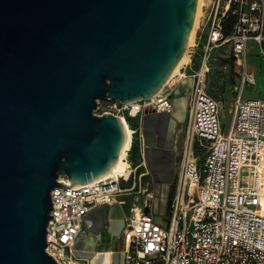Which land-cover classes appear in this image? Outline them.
<instances>
[{
	"label": "water",
	"instance_id": "95a60500",
	"mask_svg": "<svg viewBox=\"0 0 264 264\" xmlns=\"http://www.w3.org/2000/svg\"><path fill=\"white\" fill-rule=\"evenodd\" d=\"M198 0H0V264H59L45 251L50 190L66 176L81 185L104 175L122 149L119 116L94 114L99 100L131 102L156 94L188 49ZM185 78L171 113L141 119L153 181L170 149L149 139L157 117L182 119ZM165 215L168 224L173 179ZM158 193V187H155ZM132 195L84 217L73 254L92 264L111 251L124 264V217Z\"/></svg>",
	"mask_w": 264,
	"mask_h": 264
},
{
	"label": "built area",
	"instance_id": "2783aa9c",
	"mask_svg": "<svg viewBox=\"0 0 264 264\" xmlns=\"http://www.w3.org/2000/svg\"><path fill=\"white\" fill-rule=\"evenodd\" d=\"M228 15L235 21L225 34ZM205 19L206 37L196 68L184 63L149 98L126 103L106 99L113 101L115 112H103L124 118L130 128L125 172L81 185L59 176V182L70 186L50 190L45 251L57 263L88 264L73 254L75 242L87 234L84 217L102 203L119 204V196L131 194L130 213L124 217V264H264V100L240 95L243 86L255 83L244 66L245 46L249 40L264 41V0H210ZM227 43L236 81L229 102L231 119L222 126L220 101L208 91V75L213 50ZM185 78L190 79V91L180 160L163 227L149 200L139 204L135 196L145 193L140 181L147 173L141 119L170 113L176 87ZM134 143L137 163L131 159Z\"/></svg>",
	"mask_w": 264,
	"mask_h": 264
},
{
	"label": "crops",
	"instance_id": "0c3cea01",
	"mask_svg": "<svg viewBox=\"0 0 264 264\" xmlns=\"http://www.w3.org/2000/svg\"><path fill=\"white\" fill-rule=\"evenodd\" d=\"M204 3V10L201 11L198 25L194 37L192 36V44L186 51V61L188 63L187 68H196L199 63V59L202 56V46L204 39L206 37V30L204 25L206 23L205 14L207 12L210 0H206ZM211 69L208 75V82L210 74L215 71V69L223 70V72H232V85L229 88V102L234 97L235 91H232V86L236 81V75L232 70V57L230 53V44H223L216 47L211 55ZM227 65V69H223V65ZM245 68L254 75L255 83L253 85L243 86L240 95L243 98L250 99H261L264 100V41L261 44L255 41L249 40L245 46V57H244ZM209 93L212 95L208 88ZM213 96V95H212ZM215 97V96H214ZM216 98V97H215ZM221 102L220 98H216Z\"/></svg>",
	"mask_w": 264,
	"mask_h": 264
},
{
	"label": "flooded vegetation",
	"instance_id": "af4514ba",
	"mask_svg": "<svg viewBox=\"0 0 264 264\" xmlns=\"http://www.w3.org/2000/svg\"><path fill=\"white\" fill-rule=\"evenodd\" d=\"M188 91H185L184 96L188 97ZM174 99V98H173ZM187 103V101H186ZM187 105V104H186ZM173 110V109H172ZM172 112V111H171ZM170 112V113H171ZM163 113V112H162ZM161 114V113H158ZM186 116V106L185 112L182 119L175 117L174 115H160L157 117L156 122L152 130H146V134L149 139H161L165 145H169L170 149L166 153V160L159 164V177L162 178L161 182H154L151 171L147 166V173L149 175V179L151 181V189L153 191L154 196L157 198L158 206L155 210L157 214L165 215L166 212V204L169 199V183L164 181L165 179L172 178L174 188H175V178L178 170V164L180 160V143L182 139V135L184 132V123ZM158 187V193H155V187ZM171 205V204H170ZM170 214V211H169ZM169 216V215H168Z\"/></svg>",
	"mask_w": 264,
	"mask_h": 264
},
{
	"label": "rangeland",
	"instance_id": "374dc122",
	"mask_svg": "<svg viewBox=\"0 0 264 264\" xmlns=\"http://www.w3.org/2000/svg\"><path fill=\"white\" fill-rule=\"evenodd\" d=\"M206 0H201L200 2V6H199V10L197 13V20L195 23V30L196 27L198 25V20L201 14V6L204 5V3ZM202 9L204 10V6L202 7ZM193 32L195 33V31L193 30ZM194 37V34L192 35ZM192 39L191 42L188 46V48L190 47V45L192 44ZM188 50V49H187ZM186 50V51H187ZM187 60V59H186ZM185 60V61H186ZM185 61L183 63H185ZM232 72H223V70H219V69H215V71H213L210 76H209V90L212 93L213 96H215L216 98H220L221 102H220V107H219V120L220 123L222 124V126H227L230 122L231 119V114L229 111V88L232 85V81H233V77H232ZM113 111L115 112L114 108H113V101L110 100H99L97 102L96 107L93 109V113L94 114H102L103 111ZM133 161L134 163H137L136 159H134L133 157ZM139 171H142V169H139ZM141 186L142 188L145 189V193H140L137 194L135 196L139 197V204H143L144 200H149L150 205H151V211L154 213V210L157 209L158 206V202H157V198L154 196L153 191L151 189V181L149 179V175H146L144 177H142L141 179ZM131 183V181L124 183L125 186H129Z\"/></svg>",
	"mask_w": 264,
	"mask_h": 264
},
{
	"label": "bare ground",
	"instance_id": "6f19581e",
	"mask_svg": "<svg viewBox=\"0 0 264 264\" xmlns=\"http://www.w3.org/2000/svg\"><path fill=\"white\" fill-rule=\"evenodd\" d=\"M200 2H201V0H198V2H197L195 20H194L193 28H192L191 35L189 38L188 46H189L191 39H192L193 30H194L195 23L197 20V13L199 10ZM185 60H186V51H185L183 57L181 58V60L179 61V63L177 64V66L175 67V69L173 70L170 78H172L176 73H178L179 68L181 67V65L184 64L183 62ZM120 120L122 122L124 133H125V139H124L122 149H121V151L117 157V160L112 165V167L104 175L97 178L96 180H101V179H104L106 177L116 176L119 174L122 175L125 172L126 165H125V162L123 161V155H124V151H125L128 143H129L130 128L128 127V123L124 118L120 117ZM92 264H111V253L109 251H106V252H102L100 254H97L95 256V258L92 260Z\"/></svg>",
	"mask_w": 264,
	"mask_h": 264
},
{
	"label": "trees",
	"instance_id": "16d2710c",
	"mask_svg": "<svg viewBox=\"0 0 264 264\" xmlns=\"http://www.w3.org/2000/svg\"><path fill=\"white\" fill-rule=\"evenodd\" d=\"M234 21H235V17L232 16V15H228L225 18V20L223 22V29H224L225 34H229L230 33ZM232 70H233V68H232ZM136 151H137V144L134 143L133 146H132V154H131V159L132 160H133V157L135 155L134 153Z\"/></svg>",
	"mask_w": 264,
	"mask_h": 264
}]
</instances>
